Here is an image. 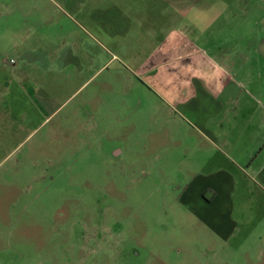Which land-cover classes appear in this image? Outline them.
<instances>
[{
  "label": "rangeland",
  "instance_id": "obj_1",
  "mask_svg": "<svg viewBox=\"0 0 264 264\" xmlns=\"http://www.w3.org/2000/svg\"><path fill=\"white\" fill-rule=\"evenodd\" d=\"M219 1L0 0V80L40 59L42 106L27 124L0 119V264H264V206L235 209L237 233L220 239L182 200L193 169L165 162L181 150L152 73L174 58L161 49L180 30L164 8ZM256 5L228 16L256 28ZM109 7L158 13L110 23Z\"/></svg>",
  "mask_w": 264,
  "mask_h": 264
},
{
  "label": "crops",
  "instance_id": "obj_2",
  "mask_svg": "<svg viewBox=\"0 0 264 264\" xmlns=\"http://www.w3.org/2000/svg\"><path fill=\"white\" fill-rule=\"evenodd\" d=\"M222 1L213 4L218 7L164 8L168 22L180 30L161 49H170L174 58L152 73L164 80L157 89L165 108V129L171 134L166 138L171 145L177 143L173 151L181 150L177 163L168 151L166 166L193 169L182 200L192 205L205 228L226 240L238 230L235 209L243 212L254 198L264 206V17L253 28L228 14L238 6L245 7L246 15L247 7L256 2L255 7L263 8L264 0H227L232 4L228 7H221ZM70 8L82 14V7ZM142 10L158 13L155 7H109L107 13H113L110 23H147ZM35 64L30 71L37 80L20 68L1 77L0 119L21 125L40 116V59Z\"/></svg>",
  "mask_w": 264,
  "mask_h": 264
}]
</instances>
